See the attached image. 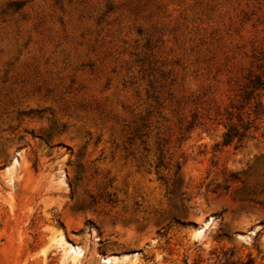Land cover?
I'll return each instance as SVG.
<instances>
[{
	"label": "rangeland",
	"instance_id": "374dc122",
	"mask_svg": "<svg viewBox=\"0 0 264 264\" xmlns=\"http://www.w3.org/2000/svg\"><path fill=\"white\" fill-rule=\"evenodd\" d=\"M257 74L264 0H0V264H264Z\"/></svg>",
	"mask_w": 264,
	"mask_h": 264
},
{
	"label": "trees",
	"instance_id": "16d2710c",
	"mask_svg": "<svg viewBox=\"0 0 264 264\" xmlns=\"http://www.w3.org/2000/svg\"><path fill=\"white\" fill-rule=\"evenodd\" d=\"M263 91L264 81L262 80V77L258 74L252 76L247 82V86L240 97L242 103L240 102V105L235 107V110H237L236 113L229 112L226 115L225 119L227 120V123L224 126V132L221 136V141L218 146L224 147L231 145L234 142L237 144V146H239L251 129H258V125L256 123L264 114V103L261 99ZM244 106H248L249 113H246L245 117L247 121L243 120V114L240 112ZM251 262V258H248L246 263L237 262L235 264H252ZM212 264L234 263L226 257L225 253H223L220 256H215Z\"/></svg>",
	"mask_w": 264,
	"mask_h": 264
}]
</instances>
